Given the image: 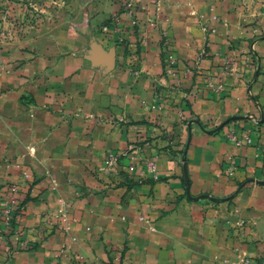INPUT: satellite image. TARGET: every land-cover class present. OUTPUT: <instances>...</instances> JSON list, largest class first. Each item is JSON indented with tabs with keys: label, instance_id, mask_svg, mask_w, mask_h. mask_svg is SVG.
Here are the masks:
<instances>
[{
	"label": "crops",
	"instance_id": "crops-1",
	"mask_svg": "<svg viewBox=\"0 0 264 264\" xmlns=\"http://www.w3.org/2000/svg\"><path fill=\"white\" fill-rule=\"evenodd\" d=\"M150 1L0 53V188L30 198L0 264H264V0ZM131 146L156 179L99 177Z\"/></svg>",
	"mask_w": 264,
	"mask_h": 264
},
{
	"label": "rangeland",
	"instance_id": "rangeland-1",
	"mask_svg": "<svg viewBox=\"0 0 264 264\" xmlns=\"http://www.w3.org/2000/svg\"><path fill=\"white\" fill-rule=\"evenodd\" d=\"M150 0H0V53L19 51L42 35L72 33L89 39L141 19ZM140 11V15L134 14ZM138 16V17H137Z\"/></svg>",
	"mask_w": 264,
	"mask_h": 264
},
{
	"label": "built area",
	"instance_id": "built-area-1",
	"mask_svg": "<svg viewBox=\"0 0 264 264\" xmlns=\"http://www.w3.org/2000/svg\"><path fill=\"white\" fill-rule=\"evenodd\" d=\"M229 63L225 65L226 74H231L234 70ZM176 64V56L173 52H169L166 58V72L169 75L176 74ZM255 123L258 122L256 121ZM262 125L264 126V122H262ZM225 137L236 147L253 144L252 130L249 128H243L241 131H235L234 128H231L226 132ZM139 161L144 162L148 174L156 179L157 170L154 160L143 157L141 150L136 146H131L126 151L120 153H107L98 167L97 174L101 178H109L119 171L131 173L136 169L137 164L140 163ZM231 164L233 165V162ZM23 174L28 179V174L25 172ZM24 198L23 190L18 183L8 182L0 188V249L3 246L8 232H13V225L21 222V216L25 209ZM64 228L67 229V226L64 225ZM14 233L17 235V239H19V231H14Z\"/></svg>",
	"mask_w": 264,
	"mask_h": 264
},
{
	"label": "trees",
	"instance_id": "trees-1",
	"mask_svg": "<svg viewBox=\"0 0 264 264\" xmlns=\"http://www.w3.org/2000/svg\"><path fill=\"white\" fill-rule=\"evenodd\" d=\"M29 199H30V198L25 197V198H24V202L28 201Z\"/></svg>",
	"mask_w": 264,
	"mask_h": 264
}]
</instances>
